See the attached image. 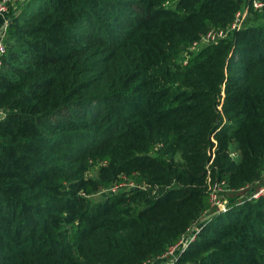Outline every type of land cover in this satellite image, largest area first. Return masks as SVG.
Returning <instances> with one entry per match:
<instances>
[{
    "label": "trees",
    "instance_id": "16d2710c",
    "mask_svg": "<svg viewBox=\"0 0 264 264\" xmlns=\"http://www.w3.org/2000/svg\"><path fill=\"white\" fill-rule=\"evenodd\" d=\"M27 1L0 64V264H144L205 211L175 264H264V195L242 190L264 168V12L189 51L248 0Z\"/></svg>",
    "mask_w": 264,
    "mask_h": 264
},
{
    "label": "built area",
    "instance_id": "2783aa9c",
    "mask_svg": "<svg viewBox=\"0 0 264 264\" xmlns=\"http://www.w3.org/2000/svg\"><path fill=\"white\" fill-rule=\"evenodd\" d=\"M24 1L25 0H0V64L1 56L5 52V38L7 26L10 20V11L12 12L16 10L15 8L17 5H20ZM251 8L259 12H264V2L262 0H248V3L245 6L235 12L234 19L231 23L224 27L209 28L207 31L201 34L199 39H196L190 43L188 50L195 51L203 45L216 44L220 40L228 37L234 31L239 30L242 27L244 20L246 19V16L248 15ZM3 117L4 112L0 109V119ZM230 156L236 157L237 153L232 151ZM134 186L135 184L132 181L121 180L112 184L105 190L108 193H113L121 189ZM242 190H247V192L243 195L247 199H257L264 195V168L261 170L260 179L255 183V185L247 184L242 187ZM231 191L232 189L228 187V184L225 180H211L208 185L210 208L215 209L217 212H224L227 209L229 202V192ZM208 213L210 214V212L205 211L202 216ZM205 221L199 220L198 222L190 225L187 230L181 234L179 239L174 244L167 246L166 250L158 257L168 258L165 264H175L174 261L176 255L186 249L189 243L195 238V235ZM197 223L199 224V227L194 230L193 227ZM150 261L145 262L144 264L149 263Z\"/></svg>",
    "mask_w": 264,
    "mask_h": 264
},
{
    "label": "rangeland",
    "instance_id": "374dc122",
    "mask_svg": "<svg viewBox=\"0 0 264 264\" xmlns=\"http://www.w3.org/2000/svg\"><path fill=\"white\" fill-rule=\"evenodd\" d=\"M27 0H25L23 3H21L20 5H17V7L15 8L16 10H14L13 12H17L20 8H22L23 6H25L26 4H27V2H26ZM12 12V13H13ZM260 21H264V17L262 18V19H259ZM258 21H256L255 23H257ZM113 31H115V35H118V33L116 32V31H121V25H115V26H112V28H111ZM90 173V172H89ZM88 173V175H90ZM100 195L98 194V195H95V196H93V198H97V197H99ZM210 218V214L208 213V214H205L204 216H202V217H200V221L201 220H203V221H205V220H207V219H209ZM199 227V224L197 223L196 225H194V227H193V229L194 230H196L197 228ZM168 260V258H166V257H156V258H154V259H152L149 263H146V264H165L166 263V261Z\"/></svg>",
    "mask_w": 264,
    "mask_h": 264
}]
</instances>
